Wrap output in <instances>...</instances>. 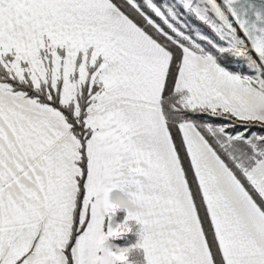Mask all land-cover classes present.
<instances>
[{
    "label": "snow or ice",
    "instance_id": "1",
    "mask_svg": "<svg viewBox=\"0 0 264 264\" xmlns=\"http://www.w3.org/2000/svg\"><path fill=\"white\" fill-rule=\"evenodd\" d=\"M0 264H264V0H0Z\"/></svg>",
    "mask_w": 264,
    "mask_h": 264
},
{
    "label": "trees",
    "instance_id": "2",
    "mask_svg": "<svg viewBox=\"0 0 264 264\" xmlns=\"http://www.w3.org/2000/svg\"><path fill=\"white\" fill-rule=\"evenodd\" d=\"M117 219H119V217L117 218ZM131 239H134V237H130ZM121 243H123V241H121Z\"/></svg>",
    "mask_w": 264,
    "mask_h": 264
}]
</instances>
